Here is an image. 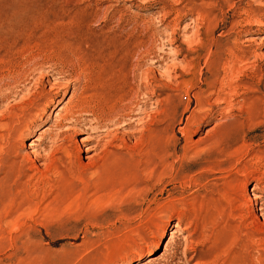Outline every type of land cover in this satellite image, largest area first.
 Segmentation results:
<instances>
[{
	"label": "rangeland",
	"instance_id": "374dc122",
	"mask_svg": "<svg viewBox=\"0 0 264 264\" xmlns=\"http://www.w3.org/2000/svg\"><path fill=\"white\" fill-rule=\"evenodd\" d=\"M53 13L72 25L54 30ZM9 29L32 39L14 50L20 68L0 79V264H264V106L247 121L206 98L232 49L245 57L234 78L256 69L262 84L250 96L264 93V0H0V56ZM65 42L73 45L63 53ZM52 68L64 84L93 74L107 88L114 75L102 113L112 165L99 163L102 181H92L90 134L76 133L69 149L88 169L75 192L49 198V186L38 185L39 196L31 203L26 193L18 206L7 189L20 172L16 155L48 152L49 136L39 140L72 99L73 87L30 139L19 136L57 91ZM30 93L34 104L11 109ZM145 124L156 133L140 145ZM156 139L160 159L142 157Z\"/></svg>",
	"mask_w": 264,
	"mask_h": 264
},
{
	"label": "bare ground",
	"instance_id": "6f19581e",
	"mask_svg": "<svg viewBox=\"0 0 264 264\" xmlns=\"http://www.w3.org/2000/svg\"><path fill=\"white\" fill-rule=\"evenodd\" d=\"M41 18L42 20L44 19L43 17ZM64 19L65 17L60 16V14H54V13L51 14L50 23H51L52 28L54 30L61 29V28L65 30L67 27L69 28L72 24L64 23ZM24 20H25V24H32L37 20V17L34 15L27 16ZM42 22L44 23L49 22V16L48 17L46 16V19L43 20ZM38 23H40V21H38ZM13 27L16 30V29H19L20 26L17 27L16 25H14ZM18 34L19 33H17L16 35L14 32L10 31V29L9 31H5L3 33V39L5 43L2 46L3 54L0 56V79L2 80V82L6 76L12 73H16V70L19 67L18 59L17 57H14L15 55L14 50L17 49L21 43L27 44L28 42L27 40L32 39L31 34L27 35L28 33H26V36L28 38H24V39L21 38V36H19ZM72 45H73L72 43L65 42V44L62 47H60L62 50L61 52L63 53L69 52L72 48ZM231 51L232 52L229 53L230 58L226 60L227 62L224 65V78L222 79L219 85L217 84L212 88V91L206 97L208 100L205 97L204 98L208 102L210 99L214 98L215 103H217V105L218 104L225 105V107L229 109L227 113L229 112L231 113L232 111L237 110L238 112L241 113V116L245 120L249 121V120H252L258 117L259 114H261V111L264 106V93L260 92V96H259L260 99L253 98L250 96L251 93L252 94L259 93V90L253 89V85L254 86L256 85L259 88L262 84L263 78L258 80L256 69L248 72L247 69L249 68L246 67L245 62H244L245 64H243L245 66L243 67H246L247 73L240 71L239 73L240 76H237V78H234L235 77L234 75L237 74V72H239V70L241 69L239 64L243 62L245 57L237 56L235 54L236 51L235 50L233 51V49ZM247 65H250V64H247ZM250 68L252 69L253 67H250ZM55 70L56 69H53V68L49 70V72L47 73L48 74L47 76H49L48 77L49 81L51 80V78L55 80L53 82L51 92L55 90L57 91L49 94L50 97H52V99L49 100L48 103L47 102L44 103L43 108L40 109L41 113L35 114L34 118L30 120L29 123H24L22 130H18V132H20L19 136L23 137L25 132H27L28 135H27V138L25 139L26 140L30 139V137L35 133V128L37 124L41 122L43 120V117L47 115L48 111L53 110V106H55L58 103L56 99L59 98L63 92L71 91L70 90L71 87H73V92L71 95L72 99L70 102H67L65 107L61 109V114L58 116V120L55 121L54 124H52L54 125L53 130L55 131L53 130L49 131L48 135L45 134V136L41 140H39L40 145H44L46 143V138H48L49 136V142H48L49 145H47L49 147L48 152L45 149L42 150L41 152L39 150H36L33 153L32 157H23L21 153H18L16 155L17 156L16 158H22L21 161L14 162V164L20 169V172L14 177V179H12L13 181L9 183V185L7 186V189L11 195L15 196L18 199L19 201L18 206H22L26 202L24 199V197L26 196V193L28 196H30L28 202L31 201V203L39 196V194L37 193L38 185H41V187L49 186V198L55 197L56 199L59 198L60 200H64L65 193H66V187L72 186L73 188H75L76 185L80 183V180L86 178V174L84 170L88 168L80 164L79 156L74 155L70 151L69 149L70 146L68 145V143L71 141V139L76 133H79V134L89 133L90 134V136H88L89 138L87 142L92 144V147L89 148L87 151L89 152L94 151L96 153L93 157H91L93 162L91 163L90 167H92L93 169L94 168L98 169L91 175L92 181L96 180L97 183L101 182L102 181V174H101L102 171L100 170V167L104 169V167H106L107 165H112V162H110L108 158L110 155L108 150L112 146L113 141L108 140V138L110 137V133L103 132V130L107 129V127L110 124L109 125H106L108 123L104 124V122L106 121L104 119V115L106 114L103 115L102 113L105 111L108 105L111 104V99H112L113 94H112V91H110V88L113 85L114 75L109 74L105 77L107 79L106 83L108 84L106 88V87H103L104 85L103 86L101 85L102 87L101 86L98 87V85L97 86L94 85L95 78L93 74H90L89 76L90 79L88 81L87 80L84 81L81 77L77 79H74L73 77H71L64 84L61 82V80L62 78L66 77V75H64V73L62 72L56 73ZM27 79L28 78H26L25 81ZM234 79H236L238 82L244 81V83L242 84V86L237 85L238 82L235 81ZM101 80L103 81V78H101ZM8 81L10 82V80ZM25 81L23 80V82ZM0 84H1V81H0ZM63 85H64V88H60ZM18 87H22V85L19 84ZM239 89H241L242 92H240ZM36 93H30L28 97H25L26 101H25V98H22L16 104V107H12L11 109H20L23 111L24 107L28 105L27 103L34 104L31 102L32 100L31 98L34 97ZM101 94L104 95V100H102L103 99L102 97H101L102 99L101 98L97 99V97L100 96ZM239 98H241V101H239L240 107L237 108L236 103ZM198 103H199L198 105L200 106L201 103L200 102ZM225 113L226 112H223L222 115H225ZM8 114H10L9 111H8ZM29 116H30V113L28 114V117ZM158 116H162V113L160 112L156 116V118H158ZM230 117L231 116H229V118ZM20 123L22 122L18 120L19 125ZM152 132L156 133L155 131L148 130V127H146V124H145V127L141 132L142 138L140 139L139 144L144 143L142 142L143 138L146 135H151ZM144 145H142L143 147L141 146L143 148L142 157L143 156L147 158L155 157L157 159H160V156L163 153L162 152L163 151L162 140L156 139L154 143H152V141L150 140L148 141V143H146V146ZM31 147H33L32 144H30V148ZM151 153H152V156H150ZM41 161H45V164H44L45 169L44 168L42 169L41 166H39V163ZM99 163H102V166L100 165V167L98 168ZM29 187L31 188L30 191L28 190ZM76 189L77 188H75L73 191L75 192ZM27 191L31 192V194L29 195ZM104 198L105 196H103V198H100V199L102 200ZM137 264H140V263H137Z\"/></svg>",
	"mask_w": 264,
	"mask_h": 264
}]
</instances>
